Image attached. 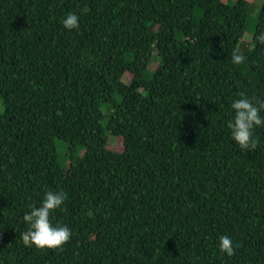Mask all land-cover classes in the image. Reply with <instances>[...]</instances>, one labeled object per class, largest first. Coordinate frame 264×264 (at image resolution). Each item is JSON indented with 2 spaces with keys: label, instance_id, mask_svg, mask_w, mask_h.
Returning <instances> with one entry per match:
<instances>
[{
  "label": "trees",
  "instance_id": "obj_1",
  "mask_svg": "<svg viewBox=\"0 0 264 264\" xmlns=\"http://www.w3.org/2000/svg\"><path fill=\"white\" fill-rule=\"evenodd\" d=\"M253 4L0 0V264H264V126L250 151L227 127L241 94L264 101ZM50 190L71 236L40 249L23 215Z\"/></svg>",
  "mask_w": 264,
  "mask_h": 264
},
{
  "label": "clouds",
  "instance_id": "obj_2",
  "mask_svg": "<svg viewBox=\"0 0 264 264\" xmlns=\"http://www.w3.org/2000/svg\"><path fill=\"white\" fill-rule=\"evenodd\" d=\"M62 25L66 30H75L79 27V19L75 12H68L62 19ZM256 39L264 44V33L257 35ZM231 60L234 64H240L245 56L233 49ZM233 115L227 122L231 139L244 150H252L257 146V138L254 130L264 126V101L249 98L243 94L239 99L232 101L230 105ZM65 193L62 191H47L39 206L31 205L30 210L23 215L26 231L22 234L26 244L31 243L40 249H58L66 244L71 236V229L67 225H54L50 219L51 214L64 202ZM218 249L221 254L233 255V242L229 236L218 237Z\"/></svg>",
  "mask_w": 264,
  "mask_h": 264
},
{
  "label": "rangeland",
  "instance_id": "obj_3",
  "mask_svg": "<svg viewBox=\"0 0 264 264\" xmlns=\"http://www.w3.org/2000/svg\"><path fill=\"white\" fill-rule=\"evenodd\" d=\"M263 4H264V0H254V4L252 6V9H251V12L249 15L247 31H246L244 39H243V44H242L243 49H245L246 47H250L252 44L254 32L256 29V25H257V15H258L259 11L262 9ZM158 65H159V62L156 61V59H155V61L151 64V66L149 68V74L150 75H152L154 73V71L158 67ZM124 80L126 82H128L129 77L126 75ZM4 110H5V107H4V104L0 98V111L4 112ZM121 146H122V144H121L120 139L113 138V137L110 139V147L111 148L120 151L122 149ZM57 148H58L59 155L61 157L65 154L70 155V152H71L70 148L68 146L64 145L63 143L58 142ZM77 153L79 156H82L84 154V150H82V151L78 150ZM66 164H69V161L66 162Z\"/></svg>",
  "mask_w": 264,
  "mask_h": 264
}]
</instances>
